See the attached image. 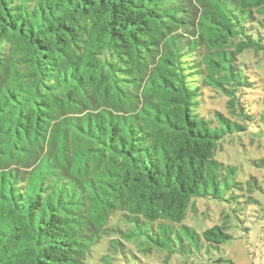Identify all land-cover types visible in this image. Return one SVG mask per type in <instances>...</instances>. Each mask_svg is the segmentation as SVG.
<instances>
[{"label":"trees","instance_id":"16d2710c","mask_svg":"<svg viewBox=\"0 0 264 264\" xmlns=\"http://www.w3.org/2000/svg\"><path fill=\"white\" fill-rule=\"evenodd\" d=\"M263 135L264 0H0V264L203 259Z\"/></svg>","mask_w":264,"mask_h":264},{"label":"rangeland","instance_id":"374dc122","mask_svg":"<svg viewBox=\"0 0 264 264\" xmlns=\"http://www.w3.org/2000/svg\"><path fill=\"white\" fill-rule=\"evenodd\" d=\"M250 57L251 62L258 59L252 53ZM223 102L224 100L221 97L212 99L210 106L219 108L222 107ZM250 141L251 138L249 137H243L240 141L236 139L230 155L236 160H233L236 163L235 165L240 166L238 170L239 180L243 182L246 179L249 180L254 190H248L246 194L241 196V202L233 206L234 211L227 206L222 208L215 204L206 205V203L198 201L195 205L196 212L190 213L191 217L187 220L198 231L204 230L212 226L213 221L210 220L209 216L217 217L219 208L220 210L223 209V214L218 217L219 220L216 223L221 224L226 221V225H228L226 231L231 235V238L210 250V253H205V258L200 256L203 259H193L190 264H230L225 261H213V259L218 258L231 260L234 264H264V166L258 167L251 162L253 159L264 157V135L254 136L253 141ZM221 159L231 163V157L227 153ZM239 163L241 164L239 165ZM251 176L256 178H250ZM243 186L247 190L248 183L243 184ZM258 186L260 188H257ZM246 195L251 196L252 200L242 202L247 199ZM202 216L204 221L197 225L196 222ZM158 257L160 259V255L154 254L149 259L160 264L161 260L157 259Z\"/></svg>","mask_w":264,"mask_h":264}]
</instances>
